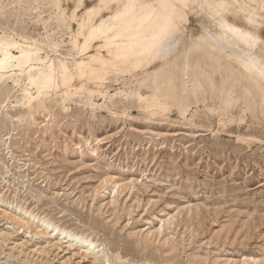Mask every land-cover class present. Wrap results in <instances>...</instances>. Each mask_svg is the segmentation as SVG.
Returning <instances> with one entry per match:
<instances>
[{
	"label": "rangeland",
	"instance_id": "1",
	"mask_svg": "<svg viewBox=\"0 0 264 264\" xmlns=\"http://www.w3.org/2000/svg\"><path fill=\"white\" fill-rule=\"evenodd\" d=\"M129 1L0 0V34L74 75L46 94L19 71L0 80V264H264V117L210 97L182 114L140 83L193 38L223 34L224 9L264 59V10L254 24L248 0H149L154 14L87 45ZM159 27L178 46L146 55Z\"/></svg>",
	"mask_w": 264,
	"mask_h": 264
},
{
	"label": "bare ground",
	"instance_id": "2",
	"mask_svg": "<svg viewBox=\"0 0 264 264\" xmlns=\"http://www.w3.org/2000/svg\"><path fill=\"white\" fill-rule=\"evenodd\" d=\"M205 1L195 0L198 4ZM158 2L164 7L167 0ZM238 4L248 12L247 21L257 24L254 17L264 10V0H248L245 3L247 8H243L240 2ZM151 6L149 0L127 2L122 9L91 27L86 44H91L105 30H113L119 20L125 22L131 19L137 9H140L141 15L154 14L158 8ZM222 15L223 34L193 38L190 44L182 45V50L172 60L158 66L142 79L141 86L151 89L154 106L165 109L174 107L184 114L197 99L205 101L210 97L229 102L238 100L255 117H264V59L255 52L256 46L262 42L261 38L256 32L231 23L229 10L224 9ZM155 24L161 25V22H152L148 28H154ZM149 33L146 55L153 51L154 45H158L157 52H168L178 46L177 42L173 46L164 43V30L161 27L158 32ZM164 45L166 48L163 51L161 47ZM235 61L236 65L233 64ZM45 64L42 49L30 45L28 39H14L6 32L0 34V80L9 71H19L21 75L28 76V83L37 86L40 94L58 88L59 80L65 86L74 81V75L65 63L61 62L58 66L53 62ZM148 80L151 82L147 84ZM26 94L30 95L27 90ZM60 235L63 239L70 237L67 231H61ZM76 239L94 246L88 239Z\"/></svg>",
	"mask_w": 264,
	"mask_h": 264
}]
</instances>
